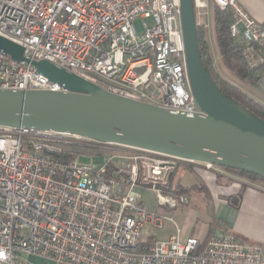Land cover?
I'll return each instance as SVG.
<instances>
[{
	"label": "built area",
	"instance_id": "built-area-1",
	"mask_svg": "<svg viewBox=\"0 0 264 264\" xmlns=\"http://www.w3.org/2000/svg\"><path fill=\"white\" fill-rule=\"evenodd\" d=\"M192 3L206 29L213 6L230 8V34L245 42L246 66L264 67L263 23L236 0ZM180 15V0H0V36L22 45L29 59L191 115L202 110L192 94ZM0 89L65 90L1 52ZM91 140L0 126V264H37L29 255L55 264H264L262 244L227 234L185 237L160 211L189 202L172 192L178 169L216 165L120 145L81 162L75 149ZM141 188L156 193L157 208L141 199ZM166 227L172 232L156 237Z\"/></svg>",
	"mask_w": 264,
	"mask_h": 264
},
{
	"label": "water",
	"instance_id": "water-1",
	"mask_svg": "<svg viewBox=\"0 0 264 264\" xmlns=\"http://www.w3.org/2000/svg\"><path fill=\"white\" fill-rule=\"evenodd\" d=\"M193 0H180L189 81L202 112L187 114L109 91L48 60L25 57L0 36V52L30 63L65 90L0 89V126L69 132L97 142L176 156L264 179V119L229 99L208 74ZM37 264H55L29 255Z\"/></svg>",
	"mask_w": 264,
	"mask_h": 264
},
{
	"label": "crops",
	"instance_id": "crops-1",
	"mask_svg": "<svg viewBox=\"0 0 264 264\" xmlns=\"http://www.w3.org/2000/svg\"><path fill=\"white\" fill-rule=\"evenodd\" d=\"M236 2L258 22L264 24V0H236ZM208 39V41L211 40V54H213L217 67L218 63L223 65L214 29L213 32H208ZM257 73L259 79L253 85L245 84L238 80L235 81L239 83L244 92L264 104V67L259 68ZM182 168H184L182 174L186 173L185 175L187 176L193 174L203 180L202 184L206 186L205 190L209 198L208 214L212 217V220L209 225H206L204 233L198 235V237L205 238L209 234H227L238 237L250 244H262L264 246V183H246L236 179L226 185L218 183L214 171L210 169L194 165H187ZM177 173L176 171L173 176V184L177 183L189 188L190 186L182 184L181 179L183 177L181 179L177 178ZM196 185L193 184L194 189ZM239 193L241 195L239 205L234 207L229 199ZM171 232L172 229L169 228L165 235ZM184 232L185 236L193 234L188 233V230H184Z\"/></svg>",
	"mask_w": 264,
	"mask_h": 264
},
{
	"label": "trees",
	"instance_id": "trees-1",
	"mask_svg": "<svg viewBox=\"0 0 264 264\" xmlns=\"http://www.w3.org/2000/svg\"><path fill=\"white\" fill-rule=\"evenodd\" d=\"M213 16V28L216 34V41L219 47V54L222 56L223 66L228 70L232 75L234 80H230L224 77L217 69L214 63V58L210 41H208L207 29L202 25H197V35L200 48V55L204 63L208 74L211 76L212 80L217 84L218 88L221 89V92L224 93L226 97L233 100L234 102L242 105L244 108L248 109L250 112L255 114L257 117L264 119V104L260 101H257L254 97L244 92L242 87L239 85L238 80L245 84L253 85L258 81L257 68L252 69L246 66V63L243 59L242 53L243 48L245 47V42L241 37H232L230 34L229 26L233 21L232 10L230 8L221 10L220 8L214 6L212 10ZM227 170H233L243 176H246L251 179H259L264 183V179L260 176L249 173L242 170H235L226 168ZM173 184V177H172ZM174 189L173 193L176 195L185 194L188 195L190 188H186L183 185L173 184ZM241 195L236 194V196H231L229 201L234 206L239 205Z\"/></svg>",
	"mask_w": 264,
	"mask_h": 264
},
{
	"label": "rangeland",
	"instance_id": "rangeland-1",
	"mask_svg": "<svg viewBox=\"0 0 264 264\" xmlns=\"http://www.w3.org/2000/svg\"><path fill=\"white\" fill-rule=\"evenodd\" d=\"M214 7V6H213ZM212 7V10H213ZM213 14V13H212ZM211 14V15H212ZM140 26L139 20H138V27ZM213 27V16L211 18V26L209 27L210 30L207 29V33L212 31ZM215 31V30H214ZM213 37L214 34L212 33ZM212 40V38H211ZM210 40V41H211ZM216 69L226 78L230 80H234L232 78V75L228 72V70L221 65V63H218V67L216 65V62L214 60ZM92 142V144L90 143ZM89 143H86L85 145L81 144L79 147H76L75 150L79 152V159L81 162L90 163L94 159L93 157L99 154H113L117 152L118 150H121L119 146L116 144H110L112 146H104L98 143L93 142L91 140ZM123 147V146H122ZM124 148H127L124 146ZM184 168H180L177 170V178L182 180V184L186 186H190V192L188 195H186L189 199V202L187 204H181L177 207L170 208H162L160 211L172 216L181 227L183 234L185 233L184 230H188V233H193L191 235L198 236L204 233L206 225H209V223L212 220V217L208 214V196L206 193V186L203 185V180L200 179L197 176H194L193 174L187 176L185 174H182ZM210 170L214 171L216 180H218V183H223L226 185H229L231 182L236 179L245 181L246 183H258L263 184L262 181L259 179H251L246 176H243V174H240L233 170H227L224 167L220 166H214ZM193 184H197L196 188L194 189ZM192 185V186H191ZM139 192L141 193V196L147 204H149L152 208H157V198L156 193L152 191L151 189L141 188L139 189ZM169 228H164L163 230H157L156 234L158 238H162L166 234ZM185 236V235H183ZM187 236V235H186ZM185 236V237H186ZM248 243V242H247ZM251 245V244H250Z\"/></svg>",
	"mask_w": 264,
	"mask_h": 264
}]
</instances>
